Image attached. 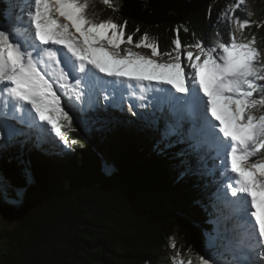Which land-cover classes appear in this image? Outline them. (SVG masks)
<instances>
[{
	"label": "trees",
	"instance_id": "trees-1",
	"mask_svg": "<svg viewBox=\"0 0 264 264\" xmlns=\"http://www.w3.org/2000/svg\"><path fill=\"white\" fill-rule=\"evenodd\" d=\"M21 3L0 0V24L8 23L6 10ZM112 3L115 11L102 0H90L89 16L97 22H126V35L139 41L147 33L164 53L174 49L177 35L182 49L197 42L205 47L228 42V25L218 17L235 0H214L179 25L155 27L125 19L122 0ZM244 8L235 15L252 22L245 35H254L256 46L264 47V22L254 25ZM159 102L142 110L126 97L115 102L119 111L113 127L105 121L102 130L108 164L75 126L66 149L57 136L59 142L52 145L42 137L30 142L32 182L17 166L8 170L7 186L22 188L24 209L9 207L3 213L8 227L0 230V264H173L177 252L195 264L197 255L205 256V243L219 234L214 220L222 197L210 191L221 185L224 169L220 159L204 161L209 152L191 136L192 123L155 149L175 109ZM156 115L163 117L155 121Z\"/></svg>",
	"mask_w": 264,
	"mask_h": 264
},
{
	"label": "snow or ice",
	"instance_id": "snow-or-ice-1",
	"mask_svg": "<svg viewBox=\"0 0 264 264\" xmlns=\"http://www.w3.org/2000/svg\"><path fill=\"white\" fill-rule=\"evenodd\" d=\"M102 3L116 10L112 0ZM244 5L246 0H235L218 17L228 25V42L209 47L197 42L182 49L177 35L174 49L161 53L147 33L139 41L126 35V22L91 18L90 0H22L6 10L8 23L0 24V127L7 130L0 148L6 149L14 137L32 134L7 120L29 129L42 128L46 122L51 132L69 143L62 129L71 127L72 118L61 106L54 83L77 100L85 95L83 83L90 104L94 90L105 92L111 86L113 94L128 90L135 95L136 87L141 93L152 89L170 105L195 106L202 112L210 146L223 151L225 169L234 174L235 186L230 183L227 188L236 198L231 202L235 226L230 235L222 242L209 237L205 249L212 254L197 255L195 264H264V52L254 35H245L252 22L235 15ZM140 48L151 54L133 50ZM182 55L190 72L182 66ZM70 72L75 84L69 83ZM173 89L187 99L174 96ZM173 134L174 129L166 126L162 142ZM173 264L194 262L177 252Z\"/></svg>",
	"mask_w": 264,
	"mask_h": 264
},
{
	"label": "rangeland",
	"instance_id": "rangeland-1",
	"mask_svg": "<svg viewBox=\"0 0 264 264\" xmlns=\"http://www.w3.org/2000/svg\"><path fill=\"white\" fill-rule=\"evenodd\" d=\"M222 3H225L223 1ZM264 3V0H247L246 5H244V12L246 14L247 18H250L254 21V25H261L264 22V10L262 8V5ZM222 5V4H221ZM218 7L216 6L215 9ZM239 17V16H237ZM123 47V46H122ZM261 52H264V47L258 46ZM135 51H140L146 55H150V50L145 48L140 49H133ZM195 52V48L191 49ZM165 60L168 58L164 57ZM186 60L182 55V66L185 67L186 72H190L191 70L187 67V65L184 63ZM43 67V66H42ZM65 71H69L67 68ZM77 76L82 75L80 73H76ZM103 75V74H100ZM107 80H111L112 78L105 77ZM69 83L75 84L76 79L74 78L73 74L69 73ZM54 89L57 92V95L60 96L61 100V106L64 108V111L68 113V115L72 118L71 119V127H65L63 128V131L68 135V138L70 139V129H73V126L78 128V132L81 134V136L91 141L94 145V149L99 153L100 159L103 160L105 163L108 164V158L106 156L107 147H106V135L103 134V124L106 121L107 124H109V127H113V119L115 116L118 115V108L116 107L115 102L123 100L124 97L131 100L133 103H135L136 107L139 110H142L145 108V106L150 102H159L164 101L165 103L169 104L167 101V98L158 92H155L152 89H148L145 92L141 93L140 89L136 87L134 89L135 95H131L128 90L120 91L117 90L115 94H113L111 86H108V90L105 92H100L98 89L93 91L92 97H91V104L89 103V96H88V89L85 87V85L82 83L80 85V88L84 91L85 95L82 100H77L74 95L66 94L63 89L60 88L59 84L54 83ZM161 87L170 88L171 86L168 85H162ZM126 89V86H124ZM174 96L181 97L183 99H187L185 94L181 93H175L174 89L172 90ZM202 95V93H201ZM108 97V99H105V97ZM141 96L143 97L141 99ZM98 98V105L96 108H92L93 104L97 101L95 98ZM206 99V98H205ZM161 103V102H159ZM30 107V106H28ZM173 111L171 112V116L167 117L168 124L172 129L175 130H181L184 128V125L188 122L193 124V132L191 134L192 137H198L200 139L201 146L206 147L208 149V154L205 155L204 161H209L212 157L215 159L221 161V165L223 166V176L221 185L217 184L210 192H217L222 197V201L218 203L216 206L218 209V217L215 218L214 222L218 229V236L211 237L216 242H222L224 241V237L222 234H224L228 230H232L235 223L234 222H228L227 214L232 208L233 216L235 217L234 212V206L232 205L231 201L236 198L231 196L230 190L227 188L228 184H234V180L232 177L234 176L233 173L230 172V169L226 170L224 166V154L222 150H218L215 147H211L209 144V138L206 134L204 125L201 126V122L204 121L202 112L199 108L189 105V104H176L171 105ZM19 114V113H17ZM24 115L23 113H20ZM163 116H154L153 119L157 121L159 118H162ZM165 117V116H164ZM214 122V121H213ZM6 123L15 125L17 128H21L24 131L31 132L32 134L28 137L25 136H17L14 137L13 141L8 142V147L0 148V174L3 175L4 179L0 180V230H4L8 227L7 222L4 220L3 213L9 209V207H15L18 208V210H23V190L21 187H14L9 188L7 185V178H8V170L11 166H17L19 169V173L25 178V180L32 182V171H33V165L30 161V158L32 157V144L30 143L37 137V135H40L42 139H47L48 141H51V145L55 143L56 135L54 132H51L50 126L46 124V122L43 123L42 128L41 127H33L32 129L27 128L26 125L19 124L15 120H7ZM144 129L143 125H140V128ZM157 130V124L154 125V129L152 132ZM218 130V129H217ZM7 137V130L0 127V144H3L6 142ZM53 140V141H52ZM23 142V143H21ZM59 141H57L58 143ZM95 143V144H94ZM31 144V145H30ZM159 145V147H158ZM163 145L162 141L157 143V146L155 149H159ZM63 148H67V144L63 145ZM63 149V150H64ZM68 150V149H67ZM25 170L27 171L28 175H25ZM11 193H14L13 197L11 196ZM224 195V196H223ZM223 206V207H222ZM220 208V209H219ZM225 208V209H224ZM227 210V211H226ZM222 212H225L221 214ZM221 214V215H220ZM223 222V223H222ZM222 224H225L223 227L225 229H222ZM230 225V226H229ZM228 226V227H226ZM173 242L176 244L177 240L174 238ZM212 254L209 251H206L205 258H207L208 255ZM226 256H230L226 253ZM227 259V257H225Z\"/></svg>",
	"mask_w": 264,
	"mask_h": 264
},
{
	"label": "water",
	"instance_id": "water-1",
	"mask_svg": "<svg viewBox=\"0 0 264 264\" xmlns=\"http://www.w3.org/2000/svg\"><path fill=\"white\" fill-rule=\"evenodd\" d=\"M214 0H122L120 14L146 25H179ZM207 251V250H206Z\"/></svg>",
	"mask_w": 264,
	"mask_h": 264
},
{
	"label": "bare ground",
	"instance_id": "bare-ground-1",
	"mask_svg": "<svg viewBox=\"0 0 264 264\" xmlns=\"http://www.w3.org/2000/svg\"><path fill=\"white\" fill-rule=\"evenodd\" d=\"M43 65H41V67H42ZM43 68V67H42ZM46 71H51V69H45ZM55 86V85H54ZM18 116H21L22 114H17ZM210 118V117H209ZM215 122V121H214ZM192 123V122H191ZM215 123H218V122H215ZM10 125H12V124H10ZM203 125H205V120L204 121H202L201 122V126H203ZM218 131V130H217ZM207 147V146H206ZM224 196V195H223ZM233 201H234V199H233ZM232 202V201H231ZM223 207V206H222ZM220 209V208H219ZM225 209V208H224ZM218 210V209H217ZM227 211V210H226ZM225 212H222L221 214H223V215H225L224 214ZM220 214V215H221ZM227 218H228V222L230 221V222H234L235 223V217L233 216V213H232V208H230V210H229V212H228V214H227ZM223 223V222H222ZM225 224H222V229H225L223 226H224ZM230 226V225H229ZM235 226V225H234ZM226 227H228V226H226ZM230 233H231V231L230 230H228V231H226L224 234H222V236H227V235H230ZM224 237V238H225ZM223 238V239H224ZM229 257V256H228Z\"/></svg>",
	"mask_w": 264,
	"mask_h": 264
}]
</instances>
